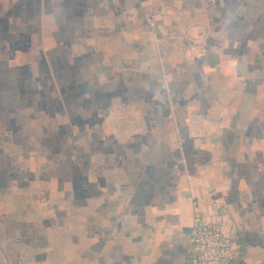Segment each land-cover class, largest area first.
Here are the masks:
<instances>
[{
	"label": "crops",
	"instance_id": "crops-1",
	"mask_svg": "<svg viewBox=\"0 0 264 264\" xmlns=\"http://www.w3.org/2000/svg\"><path fill=\"white\" fill-rule=\"evenodd\" d=\"M197 212L264 264V0H0V264H188Z\"/></svg>",
	"mask_w": 264,
	"mask_h": 264
},
{
	"label": "built area",
	"instance_id": "built-area-1",
	"mask_svg": "<svg viewBox=\"0 0 264 264\" xmlns=\"http://www.w3.org/2000/svg\"><path fill=\"white\" fill-rule=\"evenodd\" d=\"M225 226L221 215L207 220L197 212L189 231L188 264H233L243 243L241 237L225 231Z\"/></svg>",
	"mask_w": 264,
	"mask_h": 264
}]
</instances>
